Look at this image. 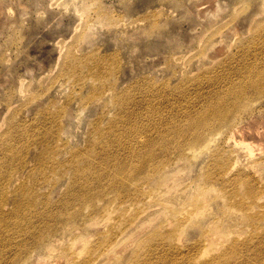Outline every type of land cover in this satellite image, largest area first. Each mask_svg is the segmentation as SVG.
<instances>
[{
  "label": "rangeland",
  "instance_id": "374dc122",
  "mask_svg": "<svg viewBox=\"0 0 264 264\" xmlns=\"http://www.w3.org/2000/svg\"><path fill=\"white\" fill-rule=\"evenodd\" d=\"M263 1L0 0V126L5 123L11 132L6 139L5 135L0 134V174L12 172L16 182L13 187L0 191V213L4 212L5 216L10 214L13 200H18L13 210L16 217L22 220L21 226H13L9 221L0 225V264H26L25 258H22L24 246H31L32 240L28 238L38 226L47 233L48 239L54 238L58 245L61 244L59 252L65 256L63 264H67L66 260H69L64 248L74 247L80 253L87 254L91 248L90 242L107 235L112 227V219L119 210L107 209L101 223L90 222L92 218L89 210L81 211L79 220H87L83 223L87 224L83 230L77 229L74 234L65 233L67 226L63 225L61 214L59 224L52 218L50 221L49 218L44 219L39 212L44 207L41 199L57 202L68 190H72L70 181L62 177L63 172L58 175L64 168L61 164L68 159L71 151L84 149L87 127L93 122L96 123L98 116L104 117L113 113V94L116 92L127 89L126 93L133 99L128 106L130 118L123 127L127 135L129 129L135 130L128 139L129 145L139 146L140 111L168 107L169 114L164 122L166 125L176 122L180 110L176 112L177 108L174 107L172 114L168 98L176 103L181 102L186 109L183 120L188 119L190 113L202 112L205 106L203 104L216 106V89H204L202 86L215 77L216 74L211 69L226 59L230 60L232 68L239 67L241 44L250 39L249 21L257 13H261L260 10L263 11L260 9L262 6L259 8ZM241 2L253 9L236 22L225 25L217 35L216 31L210 35L216 26L238 14L239 7L235 5H240ZM99 14L105 17L102 24L86 26L80 35L75 36L77 42H74L72 38L76 34L75 29L83 22H96ZM120 21L121 24L116 26ZM152 22H156L159 34L153 32ZM206 37H210L215 43L212 50L208 45L203 46ZM152 40L156 44L149 46ZM62 44H70L71 47L64 51ZM248 50L254 51L252 48ZM198 52L206 59L214 56L219 60L213 62V59L212 64L205 65L193 63L189 65L187 75L181 74L183 63L190 60L192 53L196 56ZM111 53L115 54L117 63L115 72L111 74L112 79L105 82L95 81L90 87L89 79H94L92 72L95 57ZM179 54L184 56V62L181 58L178 60ZM71 55L79 58L80 66L77 70H62ZM183 77L186 78L181 82ZM230 79H235V76L232 75ZM136 81H139L138 86L134 84ZM178 83V89L173 94L161 95L159 104L156 105L157 86L163 85V89L168 92ZM224 83L227 85L228 81ZM109 84L114 86L110 88ZM94 88L106 90L102 102L89 100ZM71 92L74 99L68 101L67 97ZM35 95L40 97L25 106L24 103ZM149 103L154 107H148ZM63 109L66 110L64 115ZM80 110L82 115L79 116L76 131H68L69 124ZM250 116L264 118V94L253 97L249 111L237 118L236 122ZM46 130L54 132L53 138L45 139ZM226 130L229 129H222L224 132L216 137L215 144L221 147L225 155L230 157V163L235 165L233 174L239 171L249 173L264 191V152L255 157L257 162L243 163L241 157L238 158L242 145L238 146L237 139L234 140L236 144L228 141L230 133H226ZM89 135L93 137L95 133L89 131ZM113 151L117 159L125 156L121 150ZM50 152L60 165L51 166V163H47L45 168L50 170L48 177L37 175L30 180L29 173L42 169L44 158ZM15 158H22V162L16 159L12 163ZM183 179L186 181L188 176ZM6 194L8 196L4 200L3 196ZM165 198L172 203L176 202L172 193L166 194ZM165 205L172 206L159 197L157 207L149 208L148 212L145 207L144 216L140 219L145 221V227L155 225V214L167 212ZM138 207L142 205L139 203ZM128 211L131 212V209ZM1 216L2 214L0 218ZM169 217L170 214L160 220L169 221ZM184 237L183 242L188 244L195 235ZM208 237L216 243V232ZM149 257L150 262L156 258L154 255ZM50 260L60 261L56 257Z\"/></svg>",
  "mask_w": 264,
  "mask_h": 264
},
{
  "label": "bare ground",
  "instance_id": "6f19581e",
  "mask_svg": "<svg viewBox=\"0 0 264 264\" xmlns=\"http://www.w3.org/2000/svg\"><path fill=\"white\" fill-rule=\"evenodd\" d=\"M263 2L259 6H262L260 9L263 11L260 10L261 13H257L259 15L256 14L249 21L250 39L241 44L239 67L232 68L230 60L226 59L211 69L214 70L215 77L202 86L204 89H216V106L203 104L205 106L202 112L190 113L188 119L183 120L186 109L181 102L176 103L168 98V105L172 106L171 113L173 114L175 107L176 112L180 110V114L174 124L166 125L164 120L169 114V108L156 109L149 103L148 107H154V110L147 108L145 112L139 113V146L129 145L128 139L135 130L129 129L127 135L123 127L130 118L128 106L133 99L125 89L113 94V113H108L109 116H98L96 123L93 122L87 127L84 149L71 151L68 159L61 164L64 168L58 174L63 172L61 175L70 181L72 190H68L57 202L41 199L44 207L39 212L44 219L49 218L50 221L52 218L59 224L61 214L63 225L67 226L66 234H74L77 229H84L87 223H83L87 220H79L81 211L89 210L92 218L90 222L98 223L103 221L107 209L119 212L112 219L109 233L90 242L91 248L87 254L80 253L74 247L64 248L69 256L67 264H264V191L249 173L239 171L233 174L235 165L230 163V157L225 155L221 147L215 144L216 137L224 132L223 128H227L229 130L225 132L230 133L228 141L242 145L238 158L241 157L243 163L257 162L255 157L264 152V118L250 116L236 122L237 118L249 111L253 97L264 94ZM243 4L241 2L239 6L235 5L239 7L240 17L235 14L229 21L224 20L225 23L216 26L210 35L214 31L217 35L225 25L236 22L253 9L252 6ZM104 18V15L99 14L94 18L96 22H83L75 29L76 34L72 38L74 42H77L75 36L80 35L86 26H98ZM120 24L121 21L116 26ZM151 27L154 33L159 34L156 22H152ZM152 41L149 46L156 44ZM65 45L62 47L64 51L71 47L70 44L66 47ZM207 45L208 48L212 47L211 50L214 48L215 43L210 37L204 39L203 46ZM249 48L254 51L248 50ZM114 55L111 53L95 57L92 72L94 79L90 78V82L88 81L90 87L95 81L105 82L112 79L111 74L115 72L117 64ZM77 58L71 55L62 70H77L80 66ZM179 58L182 62L185 61L180 54L178 60ZM207 59L201 52L196 56L192 53L190 60L183 63L181 74L187 75L189 65L193 63L212 64L215 58L213 56L208 61ZM232 75L235 79H230ZM224 81H228V84ZM138 83L139 81L134 82L136 86ZM180 83L171 87L168 92L163 89L164 83L157 86L156 105L159 104L161 95L173 94ZM114 84H109V87L112 88ZM92 90L89 100L102 102L106 90ZM73 95V92L69 93L68 101H73ZM39 97H31L24 105H30ZM81 112L80 110L69 124L68 131H76ZM62 113L64 115L66 110L63 109ZM1 126L0 134L5 135L6 139L11 132L5 123ZM89 131L95 133V136L91 137ZM236 135L238 136L235 137ZM53 136L52 131L44 132L45 139ZM245 136L249 138L246 139ZM113 150H121L125 156L117 159ZM113 157L115 160H112ZM16 159L22 162V158H15L12 163ZM47 163H51V166L60 165L50 152L44 158L43 168L31 171L29 179L32 180L37 175L47 178L50 171L45 168ZM186 175L188 179L185 181L183 178ZM13 178L12 172L0 174V191L13 187L16 183ZM168 193H172L175 203L165 198ZM7 196L8 194L3 196L4 200ZM159 197L172 206L165 205L167 212L155 214V225L145 227V221L140 220L144 216L145 207L147 212L149 208L157 207ZM17 202L18 200H13L10 214L5 216L4 212L0 213V225L4 221L11 222L13 226L22 225V220L16 217L13 210ZM139 203L142 205L140 208ZM101 206L102 209L98 211ZM130 209L131 212L128 211ZM168 214L169 221L160 220ZM214 232L216 243L208 237ZM190 234L195 235L193 241L184 243V236L189 237ZM28 239L34 245L24 246V263L63 264L65 256L59 252L61 244L58 245L54 238L48 239L47 233L40 226L34 228ZM149 255L156 257L153 262H150ZM55 257L60 261L50 260Z\"/></svg>",
  "mask_w": 264,
  "mask_h": 264
}]
</instances>
